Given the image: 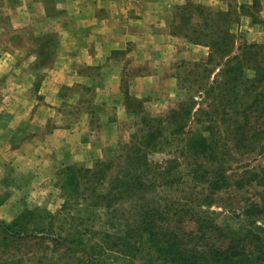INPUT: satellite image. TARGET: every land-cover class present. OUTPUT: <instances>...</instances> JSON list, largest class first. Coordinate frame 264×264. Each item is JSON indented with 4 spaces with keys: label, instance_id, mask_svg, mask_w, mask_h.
Wrapping results in <instances>:
<instances>
[{
    "label": "rangeland",
    "instance_id": "1",
    "mask_svg": "<svg viewBox=\"0 0 264 264\" xmlns=\"http://www.w3.org/2000/svg\"><path fill=\"white\" fill-rule=\"evenodd\" d=\"M237 4L176 0L172 21L154 26L147 43L127 37L98 63H79L54 95L39 93V85L56 48L55 38L48 35L56 36L59 44V31L39 34L35 26L3 28L0 18V54L16 55L9 65L10 78L30 84L15 94L14 106L8 108H21L16 105L28 96L32 114L42 102L47 109L39 115L42 128L7 142L10 150L18 148L24 154L25 163H17L15 156L6 169L0 163V264H162L149 228L169 235L174 231L194 245L204 212L235 227L248 218L247 206L264 189L252 179L257 172L264 175V153L238 164L231 107L215 93H205L219 60H209L210 46L195 42L218 38L219 10H229L231 19L239 22ZM242 12L264 27L263 0ZM245 24L253 23L245 19ZM242 37L237 33L242 43L237 47L249 43ZM139 77L146 81L134 84ZM190 97L195 98L193 105ZM200 107L210 108L211 114ZM171 109L179 115L167 119ZM226 109L229 113L222 114ZM23 114L15 113L14 120L4 119L1 126H20ZM82 115L86 124L78 123ZM58 127L75 129L72 147H55L51 153L45 146L42 151L50 152L44 154L54 159L42 160L43 152L36 146L35 152L32 138L46 140ZM152 133L149 150L139 153L140 142L148 144ZM2 147L0 154L6 153ZM245 169L249 173L243 175ZM223 174L226 180L221 182ZM3 225L10 227L8 231L35 235L8 237L1 233ZM79 235L83 240L53 244V236Z\"/></svg>",
    "mask_w": 264,
    "mask_h": 264
},
{
    "label": "crops",
    "instance_id": "2",
    "mask_svg": "<svg viewBox=\"0 0 264 264\" xmlns=\"http://www.w3.org/2000/svg\"><path fill=\"white\" fill-rule=\"evenodd\" d=\"M175 2L176 0H0V18L4 23L3 28L35 26L39 34H45L46 29L48 33L59 31L61 34L59 44L56 36L48 35V38H55L53 45L56 48L47 61L49 66L47 74L39 85V93L52 91L51 95H54L62 84L67 82L69 75L79 63H98L109 52L120 48L127 37L134 42L147 43L154 26H168V22L172 21ZM237 3V15L240 21L232 25V30L236 33L240 32L245 41L263 42V25L254 21L252 14L245 15L242 12L243 7L253 6L255 0H237ZM245 19L253 24L246 25ZM154 36L156 37L157 34ZM14 58L16 55L12 52L0 54V110L14 106L15 94L28 90L30 86L28 82L18 83L16 80H11L10 76L13 73L9 65ZM137 81L143 83L146 79L136 78L133 80L134 84ZM141 86L144 90V85ZM27 97L22 99L21 104L16 105V108L21 107L20 110L8 108L10 110L0 111V146H4L2 148L6 152L0 154V163L5 169L14 156L17 157L16 162L19 164L25 163L26 160L18 148L13 147L10 150L8 140H12L15 136L22 139L30 130L37 131L42 128L44 122L39 120V115L46 113L47 110L44 102L37 105L32 114V101ZM15 113L18 115L24 113L21 117V125L15 128L11 125L3 128L1 126L3 120H14ZM83 116L77 119L78 123H87V119ZM74 130L65 127L55 128L46 140L33 136L32 147H38L41 152L46 146L52 149L51 153L54 152L55 147L70 149L72 147L70 142L75 135ZM26 145L27 142L23 147ZM45 152L50 151L47 149L42 153V160L47 157V161H52L54 157L49 153L45 155ZM33 158L38 162L37 154L33 155ZM76 158L77 156L74 155V160Z\"/></svg>",
    "mask_w": 264,
    "mask_h": 264
},
{
    "label": "trees",
    "instance_id": "3",
    "mask_svg": "<svg viewBox=\"0 0 264 264\" xmlns=\"http://www.w3.org/2000/svg\"><path fill=\"white\" fill-rule=\"evenodd\" d=\"M216 14L221 19L218 25V38L195 42H203L210 46L209 60H216V58L219 60L216 77L205 83V93L207 96L215 93L220 100L226 99V103L231 107L232 140L233 147L239 153V164L245 158L250 159L264 153V43L249 42L240 47L242 43H238L237 33L232 30V25L237 21V18L231 19L229 10H219ZM237 44L240 45L237 47ZM218 90L221 93H218ZM189 101L193 105L195 98L190 97ZM208 109L210 108L200 107L198 110L211 114ZM225 112L229 113V110H222V114ZM178 115L179 113L175 109H171L166 117L174 119ZM222 118L224 117L222 116ZM207 129L211 130L212 128ZM154 137L155 135L152 133L147 141L148 144L140 142L141 145L137 147L138 152L145 153L143 148H146V151L149 150ZM260 171L264 173V169ZM243 173L246 175L249 170L245 169ZM262 178L264 175L259 172L252 177L257 184L264 187V183L260 182ZM225 180L223 174L220 181L224 182ZM247 182L242 185L248 184ZM251 203L247 206L249 208L247 210L248 218L238 223L237 227L231 224L223 225L217 221L215 216L204 212V215L200 217L203 227L201 231L198 229L195 234L199 235L200 232L199 241L194 245L187 242L186 236H180L174 231L169 235L166 231H155L152 227L149 228L148 232L151 241L155 243L158 259L162 261V264H251L264 262V189L261 190L258 199H254ZM18 222L19 219L13 224L16 225ZM6 227L7 225H3L1 233L8 237L24 239L35 235L34 232L29 231L22 234L13 230L8 231L5 229ZM41 230L44 231L45 228ZM81 237L82 235L64 239L62 236H53L52 240L53 244H62L68 240H83ZM25 255L23 254V256Z\"/></svg>",
    "mask_w": 264,
    "mask_h": 264
}]
</instances>
